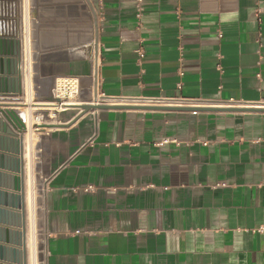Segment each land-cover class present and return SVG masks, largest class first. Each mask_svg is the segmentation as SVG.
<instances>
[{
	"label": "crops",
	"instance_id": "0c3cea01",
	"mask_svg": "<svg viewBox=\"0 0 264 264\" xmlns=\"http://www.w3.org/2000/svg\"><path fill=\"white\" fill-rule=\"evenodd\" d=\"M32 2L38 92L62 76L89 83L93 64L73 53L93 40L100 102L255 110L110 109L74 125L70 112L45 124L65 128L41 130L31 113L52 108L32 102L22 38L6 39L25 61L26 198L34 164L51 172L43 264H264V0H143L140 18L138 0ZM20 109L2 106L0 121ZM5 182L0 192L13 194ZM5 222L0 214V247L21 250L2 241V230L21 232Z\"/></svg>",
	"mask_w": 264,
	"mask_h": 264
},
{
	"label": "water",
	"instance_id": "95a60500",
	"mask_svg": "<svg viewBox=\"0 0 264 264\" xmlns=\"http://www.w3.org/2000/svg\"><path fill=\"white\" fill-rule=\"evenodd\" d=\"M24 95L23 89V74H22V55L19 54L17 44L11 43L8 46L6 42L0 41V97L5 98H17ZM98 91L97 86L94 93L93 101H80L79 105L70 106L66 110H81L76 118H74L71 123L74 125L82 117L86 116L88 113L94 110H147V111H183V112H197V111H208V112H240V111H255V110H240L236 108H202L197 106H166V105H151V106H112L104 102L98 101ZM42 103V102H41ZM43 103L46 104H61L62 101L52 97H48ZM38 104V103H35ZM7 106V108H24L27 107L25 103L22 102H12L11 104L0 105ZM37 107V106H36ZM58 109V108H54ZM65 109V108H64ZM19 111L6 110L2 112L3 119L0 121V150L4 152H9L14 156H19L17 158H7L0 155V169L8 170L20 176L13 178L8 177L5 174H0L3 180H13V184L9 185L1 184L2 188L10 189L13 194H8L5 192H0V205L5 207H10L14 212H8L7 210H0L2 219L6 223V218L10 219L11 225L15 228H20L21 232H9L4 231V236H2V241L7 244H12L21 248L19 249H7L3 246L0 247V260L6 261L10 264H28L27 259V234H26V188H25V151H24V134L28 130L27 122L22 117ZM66 126L57 125H43L41 129H57L65 128ZM18 130L21 136L18 138L14 130ZM8 142L15 145L13 150H8ZM9 162V163H8ZM8 182V181H7ZM19 193V194H16ZM21 211V214L15 211ZM10 216V217H9ZM14 219V220H12ZM14 221V223H12ZM15 235V238L13 236Z\"/></svg>",
	"mask_w": 264,
	"mask_h": 264
},
{
	"label": "rangeland",
	"instance_id": "374dc122",
	"mask_svg": "<svg viewBox=\"0 0 264 264\" xmlns=\"http://www.w3.org/2000/svg\"><path fill=\"white\" fill-rule=\"evenodd\" d=\"M25 3V4H24ZM28 3V5H27ZM15 4L17 5L16 8L18 10V14H19V19L22 20V22H24V28L22 30V33L29 31L30 34V52H31V69H32V86H33V103H38L41 104V102L43 103L44 100L42 98V93H45V95H49L50 97H52V91L55 89L56 84H61L59 83V79L58 78L53 84L46 86V85H39V92L36 90V86L34 84V77L36 76V72L34 70V66L40 61V55L39 53L36 51L39 47V40L37 37H35V21H34V10H33V2L32 0H16ZM25 6V7H23ZM27 6L29 9H27ZM25 8V9H24ZM27 10V11H26ZM31 10V11H30ZM26 11V12H25ZM31 16H30V15ZM24 15V16H23ZM27 16V18L25 17ZM29 17V19H28ZM23 18V19H22ZM27 19V21H26ZM31 20V21H30ZM30 24H29V23ZM28 23V24H27ZM23 24V23H22ZM27 24V25H26ZM29 26V27H28ZM28 27V28H27ZM29 29V30H26ZM96 29V28H95ZM22 35L23 36L25 35ZM26 35L25 37L22 39V45L24 47V49L26 48ZM24 42V43H23ZM26 50V49H25ZM23 51V50H22ZM26 52V51H25ZM96 54V43L93 42V40L89 43V45L87 47H79L78 50H76L73 53V56L75 55L76 58H85V59H90V63L93 64V58L94 55ZM39 60V61H38ZM22 62L25 63L24 58H23V53H22ZM54 71V70H53ZM94 71V70H93ZM47 72V71H46ZM94 74V73H93ZM92 74V77L90 78V82L86 84V82L84 83L82 80H80V90L77 91V93L75 92V90H72L67 94H65L64 97H59L57 95L56 98H58L59 100L62 101V103H67L69 101H72V99H70V95H74L75 94V102L77 103L76 105L80 104V101H93L94 98V87H93V81H94V75ZM61 78H68V79H74L77 77L74 76H62ZM75 92V93H74ZM44 97V95H43ZM28 98V93L26 91V88L24 89V95L21 97H17V98H5V99H1L2 102L5 103H9L11 104L12 102L18 103V102H22L25 103L27 107L21 108L19 112H21L20 114L23 116H27L28 119V112L29 111V106L28 103L26 102V99ZM99 102L101 100H98ZM61 103V104H62ZM60 104V103H59ZM147 105H157L155 104V102H148L146 103ZM52 109L50 110H44V109H39V110H34L31 113L32 116V120L31 122H33V125H36L35 127H38L39 129H41L42 125H45L46 122L48 121V119H59L61 114H70L71 112V117L72 120L74 118H76L79 114H81V110H66V109H54L57 107H51ZM68 109V107H66ZM91 111L90 114H96L98 113ZM53 114H56V116L54 117ZM36 117H41V122L36 123L35 118ZM64 122V121H63ZM62 121L60 122L61 124H64ZM42 130V129H41ZM50 130V129H49ZM34 175H35V180H36V189H37V199L39 201V203H37V215H38V241H37V252H38V264H43V253H44V243H45V233H44V217H43V196L45 194V187L48 183V180L51 176V172H49L47 170V166L41 165H36L34 164Z\"/></svg>",
	"mask_w": 264,
	"mask_h": 264
},
{
	"label": "bare ground",
	"instance_id": "6f19581e",
	"mask_svg": "<svg viewBox=\"0 0 264 264\" xmlns=\"http://www.w3.org/2000/svg\"><path fill=\"white\" fill-rule=\"evenodd\" d=\"M27 2H28V0H27ZM27 5H28V3H27ZM23 7H25V6H23ZM27 9H29L28 6H27ZM25 17L27 18V16H25ZM28 19H29V17H28ZM26 21H27V19H26ZM24 22H22V20L17 18V26H16V30L17 31H15V32L18 33V35L21 38H22V35L25 34V32L22 33V30L24 28ZM27 28H26V30H29ZM25 35H26V40H25V43H26V48L25 49L26 50L25 51H26V54L30 55L29 54V51H30V34H29V31H27ZM25 35L23 36V38L25 37ZM0 41H2V40H0ZM3 42H6L8 44V46H11V43L14 44V42L7 41L6 39H3ZM22 74H23V71H22ZM61 82L64 83V85L70 84L71 85L70 86L71 90L73 88V90H75L76 93H77V91L80 90V85L77 84L78 83L77 80H70V79L67 78V79H60L59 83H61ZM66 93H67V91L61 90L59 97H64ZM70 96H71L70 99H72V101H69L67 103H62V104H49L48 106L49 107H57L58 109H64V108L66 109V107L70 108V106H76L77 103L75 102V94L74 95H70ZM41 104H46V103H41ZM41 107H44V106H41ZM35 108H36V106H32L31 109L34 110ZM97 111L98 110H94V112H97ZM25 188H26V182H25ZM27 198H28V200H27ZM27 198H26V202L28 201V206H27V208H28L27 209L28 210V212H27L28 213V227H27V223H26V234H27V228H28L27 259H28V264H38V252H37V241H38V220H37L38 219V215L37 214L38 213H37V203L39 201L37 199L36 184H31V187L28 190Z\"/></svg>",
	"mask_w": 264,
	"mask_h": 264
},
{
	"label": "built area",
	"instance_id": "2783aa9c",
	"mask_svg": "<svg viewBox=\"0 0 264 264\" xmlns=\"http://www.w3.org/2000/svg\"><path fill=\"white\" fill-rule=\"evenodd\" d=\"M15 1L16 0H0V39L2 40L9 39L10 37H13L14 34L16 33L15 31H16V26H17V18H19L18 17L19 15H18V10L16 8ZM138 3L140 4L138 6V17L140 18L142 15L141 5L143 3V0H138ZM137 53L140 59H143L145 57V52L143 48H140L139 50H137ZM95 57L96 56H94L93 58V70H95V66H94V61L96 60ZM30 59H31V52H30ZM70 80H77L78 82L77 84L80 85L79 78H74ZM70 86H71L70 84L64 85V83L56 84L55 89L52 91L53 97L56 98L57 95L59 96L61 90L67 91V94H68L71 91ZM150 102L156 103V101H152V100ZM53 116L55 117L56 114H53ZM164 142H167V141H164Z\"/></svg>",
	"mask_w": 264,
	"mask_h": 264
}]
</instances>
